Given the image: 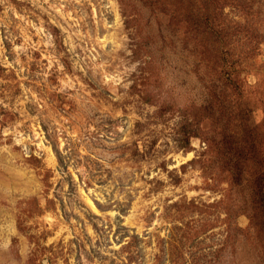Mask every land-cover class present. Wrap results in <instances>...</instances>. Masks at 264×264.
<instances>
[{"label":"rangeland","instance_id":"1","mask_svg":"<svg viewBox=\"0 0 264 264\" xmlns=\"http://www.w3.org/2000/svg\"><path fill=\"white\" fill-rule=\"evenodd\" d=\"M0 264H264V0H0Z\"/></svg>","mask_w":264,"mask_h":264}]
</instances>
